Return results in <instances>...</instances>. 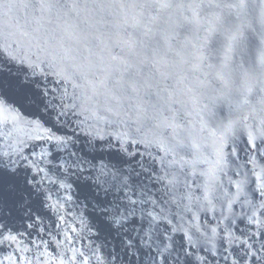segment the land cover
Wrapping results in <instances>:
<instances>
[{
  "label": "water",
  "instance_id": "95a60500",
  "mask_svg": "<svg viewBox=\"0 0 264 264\" xmlns=\"http://www.w3.org/2000/svg\"><path fill=\"white\" fill-rule=\"evenodd\" d=\"M0 264H264V0H0Z\"/></svg>",
  "mask_w": 264,
  "mask_h": 264
}]
</instances>
